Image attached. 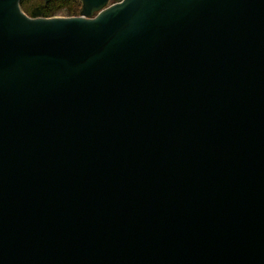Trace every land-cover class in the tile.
Instances as JSON below:
<instances>
[{"label": "water", "instance_id": "water-1", "mask_svg": "<svg viewBox=\"0 0 264 264\" xmlns=\"http://www.w3.org/2000/svg\"><path fill=\"white\" fill-rule=\"evenodd\" d=\"M79 1L0 0V264H264V0Z\"/></svg>", "mask_w": 264, "mask_h": 264}, {"label": "trees", "instance_id": "trees-1", "mask_svg": "<svg viewBox=\"0 0 264 264\" xmlns=\"http://www.w3.org/2000/svg\"><path fill=\"white\" fill-rule=\"evenodd\" d=\"M122 0H112V3H117ZM79 0H52L46 4L45 0H39L38 4H32L30 0H22L21 6L24 12L32 18L44 17H56L55 15L61 10H66L67 17L78 16L82 4ZM81 6V7H80Z\"/></svg>", "mask_w": 264, "mask_h": 264}, {"label": "rangeland", "instance_id": "rangeland-1", "mask_svg": "<svg viewBox=\"0 0 264 264\" xmlns=\"http://www.w3.org/2000/svg\"><path fill=\"white\" fill-rule=\"evenodd\" d=\"M31 1V3L32 4H38L39 3V0H30ZM81 4V3H80ZM81 7V6H80ZM24 10V9H23ZM25 11V10H24ZM27 15H28V13L27 12H25ZM29 16V15H28ZM56 17H67V16H69L68 15V13H67V11L66 10H61L60 12H58L56 15H55Z\"/></svg>", "mask_w": 264, "mask_h": 264}, {"label": "bare ground", "instance_id": "bare-ground-1", "mask_svg": "<svg viewBox=\"0 0 264 264\" xmlns=\"http://www.w3.org/2000/svg\"><path fill=\"white\" fill-rule=\"evenodd\" d=\"M51 2V1H50ZM48 4V3H47Z\"/></svg>", "mask_w": 264, "mask_h": 264}]
</instances>
